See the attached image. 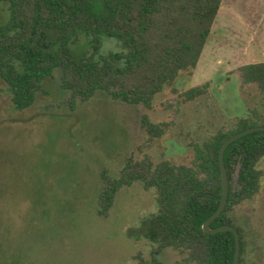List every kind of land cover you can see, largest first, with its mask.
<instances>
[{
    "label": "rangeland",
    "instance_id": "rangeland-1",
    "mask_svg": "<svg viewBox=\"0 0 264 264\" xmlns=\"http://www.w3.org/2000/svg\"><path fill=\"white\" fill-rule=\"evenodd\" d=\"M8 17L0 3V22ZM123 50L121 41L104 36L99 54ZM263 61L264 0H222L196 68L157 94L150 108L102 90L71 102L55 69L34 103L18 110L0 78V264L149 262L155 245L140 224L158 209L156 189L141 182L123 186L103 216L105 178L117 177L128 158L145 155L154 164H188L194 143L252 109L264 113V94L242 86L237 71ZM205 82L206 94L184 100L185 90ZM145 116L166 123L161 137L149 140ZM258 167L264 173V159ZM230 188H238L236 171ZM232 216L247 242L245 264H264V175L254 204L236 206ZM182 256L166 247L157 258L173 264Z\"/></svg>",
    "mask_w": 264,
    "mask_h": 264
},
{
    "label": "trees",
    "instance_id": "trees-1",
    "mask_svg": "<svg viewBox=\"0 0 264 264\" xmlns=\"http://www.w3.org/2000/svg\"><path fill=\"white\" fill-rule=\"evenodd\" d=\"M9 11L0 22V78L13 106L30 107L44 79L61 71L60 85L70 100L86 101L96 91L113 100L150 108L157 96L196 68L222 0H0ZM121 41L123 51L99 54L102 38ZM242 86L253 85L264 94V61L238 69ZM209 83L188 88L184 100L207 93ZM229 128H219L202 143L193 144L188 164L148 155L128 158L114 178H105L99 193V214L107 216L123 186L141 182L157 191L158 209L140 224L141 234L155 245L151 259L136 264H164L157 255L166 247L183 256L173 264H232L235 251L231 231L206 233L201 224L221 199L218 153L223 141L244 129L264 125V113L255 109ZM149 140L161 137L166 123L143 118ZM264 131H255L230 143L224 151L228 197L210 227L229 224L239 233L237 264H245L247 242L235 226L236 206L254 204L264 175ZM236 171L238 188H230Z\"/></svg>",
    "mask_w": 264,
    "mask_h": 264
},
{
    "label": "water",
    "instance_id": "water-1",
    "mask_svg": "<svg viewBox=\"0 0 264 264\" xmlns=\"http://www.w3.org/2000/svg\"><path fill=\"white\" fill-rule=\"evenodd\" d=\"M255 131H264V125L253 126L237 133L232 134L227 139H225L222 145L219 148L218 159H219V167H220V175H221V199L219 205L215 212H213L204 222L201 224V229L203 232L206 233H217L221 231H231L234 235L235 241V251H234V258L232 264H237L239 260V253H240V242H239V233L235 227L229 224L220 225L215 228H211L210 224L213 220H215L225 208L227 197H228V178L224 164V151L226 147L232 143L233 141L239 139L240 137L247 135L249 133Z\"/></svg>",
    "mask_w": 264,
    "mask_h": 264
}]
</instances>
